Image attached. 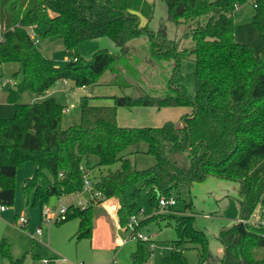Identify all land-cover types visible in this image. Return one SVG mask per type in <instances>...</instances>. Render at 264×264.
<instances>
[{
  "label": "trees",
  "instance_id": "16d2710c",
  "mask_svg": "<svg viewBox=\"0 0 264 264\" xmlns=\"http://www.w3.org/2000/svg\"><path fill=\"white\" fill-rule=\"evenodd\" d=\"M20 1L18 13L19 0H0V81L8 63L20 64L23 74L16 88L8 91L13 117L0 118V204L14 207L18 171L31 163L36 170L23 185L27 204L43 206L81 194L86 179L100 194L85 209L69 208L67 221H79L78 239L92 237L93 210L106 200L119 198V225L127 227L140 210L136 200L144 190L155 212L162 198L177 201L183 188L208 177L241 183V218L264 208V43L256 54L250 44L237 42L234 32V13L248 0H162L171 21L189 27L194 47L182 52L162 30H150L155 4L148 0ZM252 1V22L264 40V0ZM203 17L205 24L200 22ZM31 27L39 43L52 37L63 41L68 58L64 67L45 56L29 33ZM145 33L152 47L174 53L177 69L181 59L195 58L194 98L180 92L156 98L139 87L138 97H111L112 106L92 105L91 98L84 97L79 120L68 128H63L66 106L56 98L20 103L24 92L44 97L61 81H71L76 88L91 87L112 72L114 82L118 78L114 66L121 56L103 49L87 61L79 54L80 45L107 38L122 48ZM133 107L187 108L192 114L182 117L185 125L179 128L171 122L161 127L119 126L118 109ZM143 144L146 154L155 159L147 169H139L127 154ZM116 164L120 168L114 171ZM130 190L133 203L127 204ZM166 218L177 240L162 264H189L188 245L197 250V264H206L211 258L209 239L196 228V218L158 214L147 223ZM220 239L226 250L222 264H264V230L238 223L222 231ZM146 245L151 244L137 241L133 264H147ZM11 262L21 264V260Z\"/></svg>",
  "mask_w": 264,
  "mask_h": 264
},
{
  "label": "rangeland",
  "instance_id": "374dc122",
  "mask_svg": "<svg viewBox=\"0 0 264 264\" xmlns=\"http://www.w3.org/2000/svg\"><path fill=\"white\" fill-rule=\"evenodd\" d=\"M104 3V0H95ZM155 4L154 18L150 23V30L157 32L162 30L167 39L175 41L177 52L194 47V41L189 35V27L186 24H175L171 21L167 6L162 0H148ZM216 1V0H211ZM21 1L17 3L15 12L21 13ZM254 3L248 0L245 4L237 7L234 13V32L237 42L250 44L256 54H259L263 47V36L258 32L252 22L254 15ZM206 18L201 19V24L206 23ZM2 39V27L0 23V41ZM147 40V44L143 41ZM148 34H143L140 38L128 45L130 53H126L115 63L118 78L114 81L112 72H107L98 86L88 87L86 90L76 88L71 81L58 82L41 99L54 97L64 106H68L67 112L63 116V128H68L79 120V102L82 98L92 95L94 102H107L112 96L138 97L139 87L146 94L156 98H163L170 94L180 92L187 98H194L196 88L195 78V58H183L178 69L177 59L173 54H159L161 50L151 46ZM41 51L49 59H52L59 67H64L67 63L63 41L58 37L47 38L38 44ZM114 42L107 38L94 42L82 43L79 47V54L87 61L91 60L96 51L107 49L111 53L121 54ZM138 49L137 52L133 50ZM21 65L18 63H8L3 65V86L0 87V115L4 118H11L14 115V106L6 100L10 89H15L22 81L23 74ZM19 72V73H18ZM18 73V74H16ZM11 82V83H10ZM38 100V96L31 91L23 93L20 103L33 104ZM73 105V106H72ZM136 108V107H135ZM129 114L134 116L133 108H125ZM169 122L177 128L182 127L184 122L179 114L183 109L175 107L167 108ZM192 114V109H190ZM149 111H147L148 113ZM150 120V119H149ZM147 146L141 145L136 149L127 151L128 158L137 165L139 169H147L155 165V159L146 154ZM27 166H32L28 163ZM25 165L18 171L17 186H21L20 199H16L14 210L18 208L17 218L12 221L0 217V264H12L11 261L21 260V264H44L48 260L54 264H133L132 253L137 249V241L129 240L126 243H115L112 233L95 232L92 230L91 238L78 239L76 236L79 230V221L70 220L60 225L43 228L42 237L35 236L34 228L27 226L23 229L19 225V219L24 218L29 221L39 213L38 208L26 205V197L22 193V185L26 178ZM120 164L112 167L118 170ZM19 190V189H18ZM240 191L241 183L227 179L208 177L202 183H196L193 187H185L177 196V206L173 210H164L160 214L179 216L181 214L192 215L196 218V228L206 233L210 244L211 258L206 264H222L224 259L225 244L220 239V233L231 229L238 224L240 217ZM86 193V192H85ZM82 202H87L89 196L83 194L79 198ZM108 201V200H106ZM105 202V201H104ZM127 204H132V190L128 191L125 197ZM138 208L146 212L145 223L139 227V232L143 236L150 238V246L146 245V258L148 264H162L164 257L170 255L171 248L177 240V233L173 225L169 224V218L158 222L147 221L152 218L153 210L148 202L147 190L142 192L141 198L136 200ZM191 203V208L186 205ZM186 211V212H185ZM34 217H33V215ZM145 219V217H141ZM143 221V222H144ZM119 222V216H118ZM30 223V221H29ZM126 232V227H121ZM96 234V236H94ZM3 242L7 251L3 250ZM151 249L153 252L151 253ZM153 254V257H151ZM185 255L189 264H197V250L191 245L187 246Z\"/></svg>",
  "mask_w": 264,
  "mask_h": 264
},
{
  "label": "crops",
  "instance_id": "0c3cea01",
  "mask_svg": "<svg viewBox=\"0 0 264 264\" xmlns=\"http://www.w3.org/2000/svg\"><path fill=\"white\" fill-rule=\"evenodd\" d=\"M141 37V36H140ZM139 37V38H140ZM138 39V38H137ZM135 39V40H137ZM99 40V39H98ZM98 40H93L90 42H96ZM135 40L131 41L134 42ZM146 44H147V40L144 39L143 40ZM128 43L125 47H120L119 51L121 52V54H117V55H124L126 53H130L132 50L128 48V45L131 44ZM264 42V40H263ZM160 50V49H159ZM134 52H137L138 49L133 50ZM162 53H166V52H159V54ZM115 77V74H113ZM102 80V79H101ZM67 83L63 82V85L65 86ZM101 82H99L96 86L100 85ZM88 87L85 88H80V90H86ZM8 97V93L6 96V100ZM88 97L91 98H103V97H92V95H89ZM112 97V96H111ZM110 97V99H112ZM114 97V96H113ZM42 100L40 97H38V100ZM90 103L92 105H98V106H112L114 105V100H110L107 102H94V101H90ZM73 106V105H72ZM66 109H69V107L67 106ZM167 108H162V109H158L156 107H134L133 110L131 111H135L134 116H132L131 114H129L127 112V110L125 108H119L118 109V113H117V121L119 126L121 127H125V128H144V127H161L164 124L168 123L169 120V116L168 113L166 112ZM176 109H183L184 111H182V113L179 114L180 119L185 116V115H189L190 114V109L187 108H176ZM147 111H149L147 113ZM0 118H4L2 115H0ZM150 119V120H149ZM28 164V163H27ZM27 164H25V176L23 178H31L36 170L35 166L32 164V166H27ZM17 180H18V175H17ZM24 185V184H23ZM23 185H22V193H23ZM19 189V190H18ZM20 193H21V186L19 184V186H17V191H16V199H20ZM83 194H87L89 196V200L87 202H89L91 200V195L89 192H84L78 195H74V196H69V197H65L64 201L69 205V206H74L77 207L79 202H82L79 200L80 196H82ZM24 195V193H23ZM16 203V201H15ZM58 203V200H53L51 202V205H55ZM178 204V203H177ZM26 205H32V202ZM15 206V205H14ZM177 206V205H176ZM175 206V207H176ZM33 208H38L39 209V213L35 215L34 221H32V219H30V223L29 226L31 228H34V235L37 237H42L43 234V228L46 226H43L41 223V207L40 205L38 206H33ZM240 207V215H241V206ZM120 209V200L117 197H114L112 199H109L108 201H105L103 203H101L100 205L95 206L93 212H94V221H93V230L95 232H103L106 231L107 233H112L114 236L113 242L111 245L115 244V243H126L127 241H129L130 239L128 238V234L127 232H125L121 226L119 225L118 222V211ZM18 208L14 209V210H7L3 213L0 214V217H2L3 219H8L9 221H12L13 218H17V212ZM154 213V212H153ZM33 215V214H32ZM34 217V215H33ZM241 217H239L240 219ZM28 226V227H29ZM38 228L42 229V233L41 235H37L36 234V230ZM51 227H49L50 229ZM221 235V233H220ZM94 236H96V234H94ZM131 241V240H130ZM171 251V250H170ZM153 252V250L151 249V253ZM225 253V252H224ZM151 257H153V254H151ZM54 264V263H53ZM148 264V263H147Z\"/></svg>",
  "mask_w": 264,
  "mask_h": 264
},
{
  "label": "built area",
  "instance_id": "2783aa9c",
  "mask_svg": "<svg viewBox=\"0 0 264 264\" xmlns=\"http://www.w3.org/2000/svg\"><path fill=\"white\" fill-rule=\"evenodd\" d=\"M32 38L36 40V43H39L38 39H36L35 29L31 27L29 30ZM11 83V82H10ZM3 86V82L0 81V87ZM68 109H65L67 112ZM89 192L91 195V200L89 202H79L78 206L81 209H85L91 205V202L96 198L100 197V194L97 192H93L92 184L89 180H85L83 192ZM177 205V201L174 198L165 199L162 198L160 200V210L155 211L152 216L158 215L161 211L170 210L171 208H175ZM70 206L64 201V198L58 200V203L55 205L45 204L41 207V223L43 226L52 227L54 225H60L67 221V216L69 213ZM8 208L2 204H0V214L7 211ZM141 217H145V219H141ZM148 219L146 216V212L143 209H140L139 212L130 217L128 225L126 227V232L128 234V238L134 241H142L149 242L150 238L147 236H143L141 232H139V227L141 222ZM239 224L249 225L252 228L264 230V208H259L252 212L246 218H240L238 220ZM19 225L23 229L27 228L29 225V221H26L24 218L19 219ZM42 229L38 228L36 230L37 235H41ZM44 264H49L48 260H44Z\"/></svg>",
  "mask_w": 264,
  "mask_h": 264
},
{
  "label": "water",
  "instance_id": "95a60500",
  "mask_svg": "<svg viewBox=\"0 0 264 264\" xmlns=\"http://www.w3.org/2000/svg\"><path fill=\"white\" fill-rule=\"evenodd\" d=\"M185 125V123H183ZM226 251V250H225Z\"/></svg>",
  "mask_w": 264,
  "mask_h": 264
}]
</instances>
